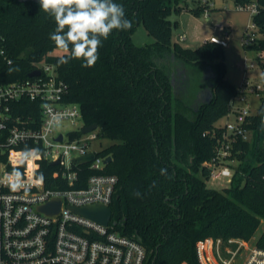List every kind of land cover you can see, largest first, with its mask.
I'll list each match as a JSON object with an SVG mask.
<instances>
[{"label": "trees", "instance_id": "16d2710c", "mask_svg": "<svg viewBox=\"0 0 264 264\" xmlns=\"http://www.w3.org/2000/svg\"><path fill=\"white\" fill-rule=\"evenodd\" d=\"M181 0H114L125 8L132 28L113 30L99 48L94 67L81 60L59 64L67 55L55 52L49 39L54 18L32 0H0V83L23 80L35 63L53 64L68 85L65 100L81 107L84 126L98 124L99 135L112 144L99 152L112 160L102 169L90 164L75 166L77 180L62 176L63 165L39 157L36 177L51 189L84 187L96 173L119 178L111 203L113 230L139 240L147 250L145 264H200L196 246L209 237L250 240L264 220V91L257 111L248 118L251 138H239L233 147L234 167L230 185L208 187L205 164L216 155L217 138L209 133L221 128L217 121L227 114L237 86L225 77L224 49L205 41L185 48L172 40L168 16ZM254 17L262 37L245 44L259 52L264 73V0ZM143 25L154 41L135 43L133 35ZM12 67L18 69L9 73ZM174 61L193 75L182 92L174 86ZM211 66L216 78L209 104L193 101L198 70ZM195 87V88H194ZM197 87V88H196ZM14 115L34 113L40 119V102L25 99ZM73 139L81 130L69 132ZM40 152L39 149H37ZM25 171V166L10 167ZM166 169L162 174L161 170ZM257 244L264 247V230Z\"/></svg>", "mask_w": 264, "mask_h": 264}, {"label": "built area", "instance_id": "2783aa9c", "mask_svg": "<svg viewBox=\"0 0 264 264\" xmlns=\"http://www.w3.org/2000/svg\"><path fill=\"white\" fill-rule=\"evenodd\" d=\"M236 8L249 11L254 19L262 11L263 3L238 0ZM253 26L257 27L255 20ZM256 40L245 38V44ZM206 41L227 47V26L215 24L213 35ZM3 54L1 50L0 55ZM249 66L254 67L255 63ZM35 69L40 70L37 76L0 83V264H145L146 247L139 240L113 230L112 218L108 225H103L71 209L95 203L111 207L119 183L117 175L96 173L88 178L86 186L63 190L51 189L36 177L39 157L51 162L59 160L64 167L63 178L74 184L75 166L79 165L73 162L74 158L93 151L95 159L88 164L102 169L107 156L91 148L92 141L100 136L98 127L73 139L70 131L57 132L63 121L76 125L82 119L81 107L65 100L68 85L53 64L35 63ZM263 91L264 85L251 81L237 86L226 114L228 118L234 115V121L228 120L223 129L219 127L209 133L217 138L216 155L205 162L210 178H227L229 184L232 182L234 144L239 138L250 139L248 118L255 113L251 101L253 96L261 97ZM25 99L40 102V119L31 112L14 115L15 108L25 107L22 105ZM83 126L84 123L79 130ZM29 150L35 151L26 155ZM11 166H25V171H13ZM58 197L61 210L57 215L50 216L38 209ZM196 250L200 264H264V247L257 243L250 246L244 239L209 237L199 241Z\"/></svg>", "mask_w": 264, "mask_h": 264}, {"label": "rangeland", "instance_id": "374dc122", "mask_svg": "<svg viewBox=\"0 0 264 264\" xmlns=\"http://www.w3.org/2000/svg\"><path fill=\"white\" fill-rule=\"evenodd\" d=\"M237 2L238 0H209V3H203V0H181L177 4L173 3L172 11L168 16L172 25V40L173 43L178 42L185 48H196L213 35L215 24H225L229 30V45L223 47L226 79L235 86H239L245 81L263 86L264 73L258 58L259 52L245 45V38L252 41L260 39L263 35L258 27L253 26L254 19L251 13L236 8ZM133 39L138 45L154 41L143 25L138 26ZM55 52H63V50L57 48ZM252 62L255 63L254 67L249 66ZM188 70L192 72L191 69ZM192 86L198 87V83L195 82ZM259 105L260 97L253 96L251 101L253 113L257 111ZM234 119V115H231L230 118L224 115L217 121V124L224 126L228 120L234 121ZM77 122L75 125L71 121H63L57 132L79 130L83 119L79 118ZM249 137L251 138V133ZM110 144H112L110 139L99 136L97 140L92 141L91 148L103 150ZM233 164L234 167H238L240 161L234 159ZM207 185L211 188H222L230 184L227 178L218 180L210 178ZM263 230L264 220L255 235L247 240L250 246L257 243Z\"/></svg>", "mask_w": 264, "mask_h": 264}, {"label": "clouds", "instance_id": "9594fccd", "mask_svg": "<svg viewBox=\"0 0 264 264\" xmlns=\"http://www.w3.org/2000/svg\"><path fill=\"white\" fill-rule=\"evenodd\" d=\"M39 8L54 18L55 30L49 39L55 47L67 55L59 58V64L81 60V67H94L99 60L102 40L108 39L113 30L126 31L132 21L126 18L125 8L114 0H38ZM9 73L18 71L8 61ZM43 107H47L46 105ZM264 125V121H262ZM32 151L26 152L30 155ZM166 169H162V174Z\"/></svg>", "mask_w": 264, "mask_h": 264}, {"label": "water", "instance_id": "95a60500", "mask_svg": "<svg viewBox=\"0 0 264 264\" xmlns=\"http://www.w3.org/2000/svg\"><path fill=\"white\" fill-rule=\"evenodd\" d=\"M20 1H27V0H20ZM32 1H35L36 3H38V0H32ZM39 74H40V70L35 69L29 73V76L32 77V76H37ZM213 98H214V85L209 87L206 98L202 101L201 104H209L212 102ZM97 127H98V124L96 123L85 125L82 127L81 131L83 133H88L96 129ZM61 138H62V135L60 136V139ZM95 156H96L95 153L91 151L85 155L74 158L73 162L76 164L90 163L91 161L95 159ZM111 160H112V157L107 156V158L105 159V163H109ZM59 162H60L59 160H55L52 163L57 164ZM38 209L50 216H55L61 210V198L60 197L54 198L51 201L40 205ZM71 209L74 212L82 216L91 218L103 225H108L113 215L111 207L100 204V203L89 204V205H84V206H71Z\"/></svg>", "mask_w": 264, "mask_h": 264}, {"label": "flooded vegetation", "instance_id": "af4514ba", "mask_svg": "<svg viewBox=\"0 0 264 264\" xmlns=\"http://www.w3.org/2000/svg\"><path fill=\"white\" fill-rule=\"evenodd\" d=\"M197 74L199 76L197 79L198 89L196 90L193 101L196 105H199L206 98L209 87L214 85L216 75L209 65L198 70ZM192 79L193 75H190L189 70L183 63L174 61L173 80L176 81L173 82L174 86L180 91L185 92L191 85Z\"/></svg>", "mask_w": 264, "mask_h": 264}]
</instances>
